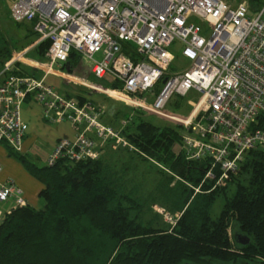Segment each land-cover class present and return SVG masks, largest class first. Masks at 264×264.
<instances>
[{
    "label": "built area",
    "instance_id": "built-area-1",
    "mask_svg": "<svg viewBox=\"0 0 264 264\" xmlns=\"http://www.w3.org/2000/svg\"><path fill=\"white\" fill-rule=\"evenodd\" d=\"M11 16L29 25L34 46L50 42L45 54L49 68L43 75L26 72L19 57L4 66L0 145L24 152L30 126L23 105L32 97L45 119L68 120L77 128L74 137L58 140L46 164L97 159L107 145L138 151L122 133L129 118L118 126L102 122L100 106L60 93L46 81L76 51L94 62V76L120 83L107 90L122 94L118 98L132 113L176 121L186 158L208 162L202 182H227L241 171L249 152L264 153V1L14 0ZM177 43L179 53L173 48ZM179 57L191 64L172 73ZM154 90L150 100L148 93ZM191 90L202 97L190 116L167 115L173 96ZM2 171L0 162V175ZM5 202L12 204L6 210L0 206V222L15 207L28 204L23 188L11 178L0 183V204ZM165 216L174 222L173 214Z\"/></svg>",
    "mask_w": 264,
    "mask_h": 264
},
{
    "label": "trees",
    "instance_id": "trees-1",
    "mask_svg": "<svg viewBox=\"0 0 264 264\" xmlns=\"http://www.w3.org/2000/svg\"><path fill=\"white\" fill-rule=\"evenodd\" d=\"M250 1L258 5L264 0ZM49 44L41 42L35 49L43 48L46 53ZM80 59V54L72 51L64 69L70 66L72 70ZM109 85L118 87L120 83ZM126 118L129 122L122 133L138 151L122 150L144 161L156 159L166 167L163 169H169L172 176L162 183L164 189L178 181H182L179 185L202 184L203 191L208 192L199 196L196 207L184 209L172 230L156 227L133 214L140 209L136 204L143 205L148 196L152 198V190L145 196L137 192V187L127 192V182L116 176L108 155L41 165L6 146L9 155L20 159L44 185L39 193L44 205L15 207L5 215L0 222V264H98L105 253L106 264H210L264 259V153H248L240 172L251 169L249 186L240 187L214 219L209 206L221 191L211 189L214 182H202L206 160H188L183 154L181 128L158 125L141 111L133 115L128 112ZM174 145L181 151L174 150ZM105 149L114 151L109 145ZM232 180L239 182L237 176ZM178 187L182 193L184 189ZM185 196L187 200L189 196ZM232 222L251 239L247 245L234 241L241 253L231 250L227 228Z\"/></svg>",
    "mask_w": 264,
    "mask_h": 264
},
{
    "label": "rangeland",
    "instance_id": "rangeland-1",
    "mask_svg": "<svg viewBox=\"0 0 264 264\" xmlns=\"http://www.w3.org/2000/svg\"><path fill=\"white\" fill-rule=\"evenodd\" d=\"M13 2L14 0H0V73L8 62L15 57H19V63L26 72L37 71L38 74H46L49 66L45 56V50L43 48H41L42 50L40 51L35 49L34 42L36 41V37L32 34L28 24L19 23L12 19L11 7ZM196 21L200 24L204 23L198 18ZM173 48L177 53L180 52L179 43L175 44ZM25 51H27L26 54H24ZM96 58H100L99 55ZM93 64L94 62L92 60L82 57L71 71L68 72L67 68L56 69L49 73L48 78L52 84L58 88L57 90L59 92L64 90L66 93L69 92L73 97H77L82 101L90 99L93 103L102 108V122L118 126L121 123L120 119L126 118V114L132 111L130 109L131 107L123 100L119 99L124 97L122 94L109 92L107 90V88H110V80L108 78L99 79L93 75ZM190 64V60L179 57L172 65V73L185 70ZM155 96V90L148 93V98L150 100H153ZM201 97L202 95L195 90H191L187 95H174L167 106L166 114H178L179 116H176L177 118L184 119L183 117L190 116L196 107H198ZM164 116L144 113L145 118L158 125L177 126L176 121L174 122L169 116ZM3 145L4 144H1L0 146ZM105 147L102 149V154H104V156L108 155V161L112 164L114 171H117L116 176L119 178L121 175L122 180L124 179L127 182V192H129L131 188L137 187V192L145 196L151 194L150 191L152 190V194H154L152 198L148 196V199L145 200L146 202L143 205L142 203L136 204L138 205L137 208L140 207V209H136L133 214L137 213L136 215L139 219L145 218L147 222H153L156 227L169 228L167 230H172L177 227L176 225L182 217L184 209L196 207L200 199L199 196L207 194L206 192H208L206 190L203 191L202 184L198 186L185 183L179 185L182 181H178L177 183L172 182L166 185L164 189L162 183L167 182V179L172 176V172L169 169L167 171L163 169L166 167L160 164L156 159H152L151 162H148L133 156L127 151L122 150V148L114 149L113 151L105 149ZM172 148L176 151H181L179 145H174ZM27 156L30 160L42 165L45 163V158H47V150L44 148V145H35L31 153ZM22 165V161L14 157L13 160L6 163L5 167L3 166V170L4 172H10L11 169L20 171L24 166ZM251 173V169L247 170V168H245V170L236 175L239 180L238 183H234V180H232L233 176H231L227 182H223L217 186H214V184L211 186V189L218 188L217 191H221L220 194L216 192V197L209 206V214L212 218L215 219L220 215L226 203L229 202V200L231 201L236 194H238L237 192L240 187L249 186ZM225 185H227L226 188H224ZM178 186L184 189L182 193ZM177 187L178 190L175 189ZM184 193L189 196L187 200L186 196L184 197ZM41 200L43 199L41 198ZM10 203L11 202L1 203L0 206L6 210L11 206ZM182 206L183 209H181ZM165 213L173 214L175 216L174 222L171 223L166 221ZM238 228V225L234 222L227 228L232 244L235 243V238L233 236L234 230H238ZM231 250L239 252L238 247L234 246V244ZM106 261L107 257L105 253L98 264H106ZM242 261L243 260H239L235 264H242ZM210 264L217 263L215 261Z\"/></svg>",
    "mask_w": 264,
    "mask_h": 264
},
{
    "label": "crops",
    "instance_id": "crops-1",
    "mask_svg": "<svg viewBox=\"0 0 264 264\" xmlns=\"http://www.w3.org/2000/svg\"><path fill=\"white\" fill-rule=\"evenodd\" d=\"M48 76L49 74H47L46 76V81L52 84ZM53 86L56 88V90L58 89L55 85ZM60 93L66 95L71 94L69 92L66 93L64 90L60 91ZM130 115H133L132 111L130 112ZM23 117L30 126L29 132L25 138L23 153L28 155L29 153H31L35 145H44V148H46L47 150V158H45L44 164H46V160L53 151L59 139L63 137L72 138L77 133V128L73 126L68 120L48 121L47 119H45L40 102L35 101L34 99H32V97H28L23 105ZM121 119L123 120V118ZM13 158L14 157L9 155L6 146H0V162L4 167L6 163H9V161L13 160ZM9 178L14 179L23 188L28 204L36 208H41L44 205V201L41 200L39 195L44 185L37 178L32 176L24 166L20 171H14V169H11L10 172H4L3 170L0 175V183ZM243 264L253 263L247 262Z\"/></svg>",
    "mask_w": 264,
    "mask_h": 264
},
{
    "label": "flooded vegetation",
    "instance_id": "flooded-vegetation-1",
    "mask_svg": "<svg viewBox=\"0 0 264 264\" xmlns=\"http://www.w3.org/2000/svg\"><path fill=\"white\" fill-rule=\"evenodd\" d=\"M244 234V233H243ZM242 234V232H240V230H239V228H238V230H234V234H233V236L234 237H241V235H243ZM250 241H251V239H250ZM250 241H249V243H250ZM248 243V244H249ZM239 244V243H238ZM240 245H242V244H240ZM247 245V244H246ZM254 260V261H253ZM253 260H249V259H243V261H242V264L243 263H247V262H252L253 264H264V259L263 258H256V259H253ZM217 264H232V262H216ZM235 264V263H234Z\"/></svg>",
    "mask_w": 264,
    "mask_h": 264
},
{
    "label": "water",
    "instance_id": "water-1",
    "mask_svg": "<svg viewBox=\"0 0 264 264\" xmlns=\"http://www.w3.org/2000/svg\"><path fill=\"white\" fill-rule=\"evenodd\" d=\"M71 70V67L70 66H68L67 67V71L69 72ZM243 234V233H242ZM235 239V241L237 242V243H239V244H242V245H246V244H248L249 243V241H250V237L248 236V235H246V234H243V235H241V237H234Z\"/></svg>",
    "mask_w": 264,
    "mask_h": 264
}]
</instances>
